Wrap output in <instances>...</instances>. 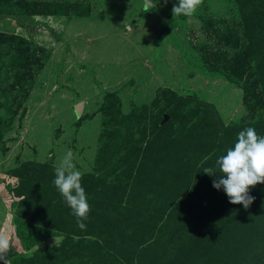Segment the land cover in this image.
I'll return each instance as SVG.
<instances>
[{
    "label": "rangeland",
    "instance_id": "rangeland-1",
    "mask_svg": "<svg viewBox=\"0 0 264 264\" xmlns=\"http://www.w3.org/2000/svg\"><path fill=\"white\" fill-rule=\"evenodd\" d=\"M177 3L0 0V264H264V184L245 209L204 173L264 136V0Z\"/></svg>",
    "mask_w": 264,
    "mask_h": 264
},
{
    "label": "clouds",
    "instance_id": "clouds-1",
    "mask_svg": "<svg viewBox=\"0 0 264 264\" xmlns=\"http://www.w3.org/2000/svg\"><path fill=\"white\" fill-rule=\"evenodd\" d=\"M158 0H145L144 11L155 8ZM168 0H164L167 4ZM203 0H178L172 7L173 16H192L201 6ZM130 27V26H128ZM74 153L67 150L58 166L55 168L53 183L63 197L72 214L77 217V226L84 230L88 219L90 205L81 181L83 173L76 168ZM218 171L208 168L207 175L219 174L213 180V188L223 189L231 204H240L247 209L255 197L249 194L250 189L258 184H264V136L257 134L253 127H248L237 134L233 147L226 150L216 160ZM7 235L0 234V258L10 248ZM12 245V244H11Z\"/></svg>",
    "mask_w": 264,
    "mask_h": 264
},
{
    "label": "trees",
    "instance_id": "trees-1",
    "mask_svg": "<svg viewBox=\"0 0 264 264\" xmlns=\"http://www.w3.org/2000/svg\"><path fill=\"white\" fill-rule=\"evenodd\" d=\"M6 13H12V12H10L9 10H7V9H0V15H2V14H6ZM3 260V259H2Z\"/></svg>",
    "mask_w": 264,
    "mask_h": 264
},
{
    "label": "crops",
    "instance_id": "crops-1",
    "mask_svg": "<svg viewBox=\"0 0 264 264\" xmlns=\"http://www.w3.org/2000/svg\"><path fill=\"white\" fill-rule=\"evenodd\" d=\"M1 16V15H0ZM3 16V15H2Z\"/></svg>",
    "mask_w": 264,
    "mask_h": 264
}]
</instances>
